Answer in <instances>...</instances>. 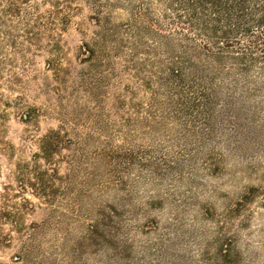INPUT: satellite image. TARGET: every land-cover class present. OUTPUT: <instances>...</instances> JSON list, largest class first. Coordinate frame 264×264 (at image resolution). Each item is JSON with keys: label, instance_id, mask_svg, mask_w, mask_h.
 Segmentation results:
<instances>
[{"label": "rangeland", "instance_id": "obj_1", "mask_svg": "<svg viewBox=\"0 0 264 264\" xmlns=\"http://www.w3.org/2000/svg\"><path fill=\"white\" fill-rule=\"evenodd\" d=\"M173 1L0 0V264H264L262 26Z\"/></svg>", "mask_w": 264, "mask_h": 264}, {"label": "trees", "instance_id": "obj_2", "mask_svg": "<svg viewBox=\"0 0 264 264\" xmlns=\"http://www.w3.org/2000/svg\"><path fill=\"white\" fill-rule=\"evenodd\" d=\"M257 0H174L188 19L213 24L217 33L222 26V34L229 39L237 33H248L253 23L262 27L264 35V10L255 11L250 4Z\"/></svg>", "mask_w": 264, "mask_h": 264}]
</instances>
